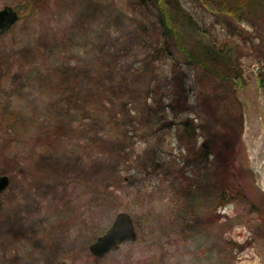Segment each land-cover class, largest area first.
I'll list each match as a JSON object with an SVG mask.
<instances>
[{
  "label": "rangeland",
  "instance_id": "374dc122",
  "mask_svg": "<svg viewBox=\"0 0 264 264\" xmlns=\"http://www.w3.org/2000/svg\"><path fill=\"white\" fill-rule=\"evenodd\" d=\"M112 3L117 5V12L111 6ZM122 4L126 6L130 2L129 0H36V2L0 0V10L7 6L20 12L21 18L13 28L17 40H19L18 36H22V39L27 37L26 43L29 39L35 41L33 45L36 48L35 53H21L23 58L15 60L13 64L10 58L14 52L16 50L25 52L28 46L21 49L12 47L15 41L9 34H6L9 35L6 40H0V51H5L0 53L2 58L6 59L9 56L7 52L11 53L8 59L12 63L11 66L15 65L12 69L14 78L24 76L16 66L17 61L18 63L22 61L26 65L32 59L39 65L43 64L45 68L48 63L37 52L48 55L56 40L62 43L67 31H77L74 25L80 32L83 24H95L97 28L107 25L110 30L116 31L114 25L118 21L125 22L117 34L120 41L116 48L111 49L104 41V45L93 51L91 55L100 59L98 65L101 72L97 76L106 82L104 87L106 92L102 91V94L113 98L117 104L128 105V109L133 111L128 109L122 111L110 105L104 116L99 119V125L95 128L93 126L95 122L90 120L86 124V129L95 132L103 130L107 138L116 133L128 135L126 145L132 147L128 151L131 163L122 169L121 177L127 181L125 182L127 187L131 186L132 181L129 182V179L138 181V185L143 189L142 194L149 197V201L137 207L134 214L120 207L126 204H141L137 201L142 199L141 194H136L138 186L132 185V198L127 196L119 199L118 203L114 204L115 207L109 209L104 217L102 215L96 229L105 227L103 235L119 213H127L134 218L139 238L136 243L123 246L107 258L96 260L97 264H225L222 262L225 257L233 258L232 264H264V80L262 79L264 64H260L264 62V40L255 48L238 43L242 46L237 52L239 68L235 71L231 86L227 87V84L222 83L224 90L213 84L212 78L210 79L205 70L200 67H187L186 73L194 84V93H190L187 102L192 111L189 114L177 115L176 118L170 115L169 120H173L171 130H161L162 125L154 127L143 115H136L140 99L144 96L141 87L150 82V78L147 76L143 78V75L134 82L133 78H128L126 75L129 70L133 72L139 70V73L141 71L143 73L148 61L142 55L140 41L132 42L131 29L128 28L127 19L121 14ZM217 32L220 33V30ZM262 36L264 37V29ZM6 62V67H0V76L10 67L7 60ZM150 66L165 73H169L173 68L172 62L165 61ZM120 76L123 77L122 79H127L123 81ZM20 84H14L10 78L0 80V100L4 97L7 101L12 97L13 90L17 95ZM1 102L4 104L2 100ZM78 115L83 116L84 112H79ZM238 117L242 118L239 134L234 124L238 121ZM186 119H193L194 124L200 127V130H196L195 135L191 137L183 134L179 136L177 133L179 129L177 125ZM8 138L5 128L0 126V178L3 176L10 178L9 188L0 195V264H61L63 262L96 264L95 258L89 251L94 242L84 243V239L89 234L88 230H86L87 235L81 236L79 245L74 250L65 251L64 248L62 250L59 239L63 237L58 230L59 226L54 224L51 227L47 220V213L54 214L58 209L56 206L59 201L55 199V191L46 189L47 183L40 181L39 177L30 178L29 181L25 175H19L18 172L15 174L9 170L11 169L9 159L12 156L8 157L7 152L10 149L2 146L6 145L4 140ZM33 141L32 144L37 140ZM206 141L212 145L213 154L207 159H193L195 156L192 157V150L194 152ZM224 145L225 147L234 145L237 154L230 167L229 174L232 179L227 178L229 179L227 181L221 178L224 155L223 149L220 148ZM147 151L149 154L154 152L152 158L154 155L157 156L161 173L154 172L149 176L137 174L142 169L138 158L144 157ZM215 152H218L219 156L214 154ZM12 154L11 152L10 155ZM143 173L145 172H141ZM37 176L38 174L30 177ZM58 177H67L65 180L62 178L66 185L59 191L60 200L62 198L64 201V198L70 196L82 198L83 193L80 189L75 190L70 183L73 181V174ZM145 180L148 184H145ZM51 186L54 187L52 183ZM194 186H197L195 191L192 189ZM226 186L231 187L234 194L237 192L241 198L236 201L234 198L229 202L230 204L217 208L220 203L217 200L218 193ZM123 187L125 188L124 185ZM86 203L83 200L76 202V205L82 206ZM148 204L152 207L151 213H147L149 208L151 209L146 206ZM192 204L194 207H191V210H194V213L198 211L197 214L202 221L194 231L192 228L186 230L187 226L181 224L182 221L179 219L186 207ZM84 215L88 218L92 217ZM210 218L215 220L217 218L219 221L212 225ZM146 219L152 220L146 224ZM10 221L12 224L9 227ZM137 221L140 227L137 226ZM16 232L21 236L18 242L14 239ZM227 241L230 243L225 246ZM28 244L27 253L25 252L27 249L24 248ZM236 245L238 247H235ZM226 247L229 254L223 252ZM45 249L47 252L42 253ZM232 249H235L234 252ZM152 260L155 262L152 263Z\"/></svg>",
  "mask_w": 264,
  "mask_h": 264
},
{
  "label": "trees",
  "instance_id": "16d2710c",
  "mask_svg": "<svg viewBox=\"0 0 264 264\" xmlns=\"http://www.w3.org/2000/svg\"><path fill=\"white\" fill-rule=\"evenodd\" d=\"M188 1L129 0L130 4L121 6V14L127 19L128 28L131 29L132 42L140 41V44H136H139L143 51L142 55L148 61L143 73L142 71L139 73V70L134 72L129 70L126 75L128 78H133L134 82L143 75V78L146 76L150 78V82L141 87L144 90V96L140 99L136 115H143L154 127L162 125L161 130H171L173 120H169L170 115L176 118L177 115L189 114L192 111L187 102L190 93H194V84L186 73L187 67H200L205 70L210 79L212 78L213 84L224 90L222 83L227 84V87L231 86L235 71L239 68L237 52L241 45L255 48L260 41L264 40L262 36L264 0ZM111 6L117 12V5L112 3ZM123 23L125 22L118 21L114 25L117 28L116 31L110 30L107 25L97 28L95 24H83L80 32L74 25L77 31H67L63 41L61 40L62 43L56 40V44L50 48L47 56L37 52L48 63V65L44 64L45 68L43 64L41 66L32 59L26 65L22 61L19 63L17 61L16 66L24 73L22 78L13 77L12 69L15 65L11 66V64L23 58L21 53H35L36 48L33 46L35 41L29 39L26 43L27 37L22 39V36H18L19 40H17L14 30L9 34L15 41L12 47L21 49L28 46V50L25 52L16 50L10 58L12 63L8 59L11 53L7 52L9 56L6 59L2 58V54L0 55V67L7 66L6 60L10 64L8 71L2 72L0 80L10 78L14 84L21 83L20 91L18 90V94L15 95L13 90L12 97L8 98L9 101L1 97L5 105L0 100V126L5 128V134L9 137L4 140L6 145L2 146L9 148L8 157L12 156L9 159L11 168L9 170L15 174L25 175L29 181L30 178L39 177L40 181L47 183L46 189L55 191V199L59 201L56 206L58 209L54 214L47 213V220L51 227L54 224L59 226L58 230L63 237L59 240L62 250L64 248L65 251L74 250L79 245L81 236L87 235L86 230L89 233L86 238L84 237L86 244H91L102 236L105 227L96 229L97 222L102 215L104 217L109 212V209L115 207L114 204H117L119 199L127 198V196L132 198L133 186H138L136 194H141L142 199L137 201L141 204H126L120 207L134 214L137 207L149 201V197L142 194L143 189L138 185V181L129 179V182H132L131 186L127 187L125 185L127 181L121 177L122 169L131 163L128 151L132 147L126 145L128 135L116 133L107 138L103 130L95 132L86 129V124L90 120L95 122L93 125L95 128L99 125V119L104 116L108 106L113 105L114 108L122 111L129 107L122 103L117 104L113 98L102 94V91H105L106 82L97 76L101 72L98 65L100 59L91 55L93 51H97L104 45V41L111 49L116 48L120 41L117 34L123 27ZM217 30H220V33ZM9 35L0 37V40H6ZM163 61L172 62L173 68L169 73L152 69L150 66ZM262 71L264 80V68ZM103 95H105L104 98ZM224 100L226 101V97ZM79 112H84V115L79 116ZM80 123L82 124L79 125ZM234 124L239 134L242 118L238 117V121ZM177 126H179L177 131L179 136L183 134L191 137L195 135L196 130H200L193 119H186ZM33 140L37 141L32 144ZM233 141L235 142V139ZM211 146L206 141L194 152L192 150V157L195 156L193 159H207L213 154ZM220 149H223L224 155L221 178L227 181L229 180L227 178L232 179L229 174L230 167L233 159L237 158V154L234 145L233 147L224 145ZM11 152L12 155H10ZM153 153L149 154L147 151L144 157L138 158L142 167L138 175L149 176L159 171L161 173L162 169L159 167L157 156L154 155L152 158ZM214 154L219 156L218 152ZM176 169L179 170L178 167ZM143 171L145 173L141 174ZM37 174V177H30ZM71 174L74 177L70 183L75 190L80 189L83 193L82 198L70 196L62 201L58 194L66 185L62 178L65 180L67 177L58 176ZM145 184H148L147 180ZM192 189L195 191L197 186ZM234 198L236 201L241 197L237 192L234 194L231 187L226 186L218 193L217 200L220 203L217 208L230 204L229 202ZM83 200L85 203L89 201L82 206L76 205V202ZM146 206L151 207L149 204ZM191 207H194L193 204L186 207L179 219L182 221L181 224L187 226L186 230L192 228L194 231V228L202 221L197 214L198 211L194 213ZM198 207L201 208V206ZM151 211L152 207L147 213ZM153 213L156 214L155 211ZM84 214L92 217H85ZM151 220L146 219V224H149ZM209 220L212 225L219 221L217 218ZM11 224V221L8 222L9 227ZM136 224L140 227L138 221ZM14 239L15 242L21 239L19 232L14 234ZM229 243L227 241L225 246ZM28 247L29 244L24 249ZM234 250L232 249V252ZM227 251L228 248H224L225 254H229ZM25 252L28 253V249ZM45 252L47 249L42 250V253ZM232 260L233 258L225 257L222 262L232 264ZM154 262L152 260V263Z\"/></svg>",
  "mask_w": 264,
  "mask_h": 264
},
{
  "label": "water",
  "instance_id": "95a60500",
  "mask_svg": "<svg viewBox=\"0 0 264 264\" xmlns=\"http://www.w3.org/2000/svg\"><path fill=\"white\" fill-rule=\"evenodd\" d=\"M19 21V16L12 8L6 7L0 11V34L12 30ZM10 186V178H0V195L7 191ZM139 235L134 218L127 213H119L107 232L99 237L89 248L91 255L99 260L118 252L123 246L134 244ZM67 264V263H62Z\"/></svg>",
  "mask_w": 264,
  "mask_h": 264
},
{
  "label": "flooded vegetation",
  "instance_id": "af4514ba",
  "mask_svg": "<svg viewBox=\"0 0 264 264\" xmlns=\"http://www.w3.org/2000/svg\"><path fill=\"white\" fill-rule=\"evenodd\" d=\"M4 8H5V7H4ZM13 10L17 12V14H18V16H19V19H20L21 16H20V12H19V10L14 9V8H13ZM11 31H12V30H11ZM11 31H10V32H11ZM10 32H6V33H4V34H2V35L0 34V36H4V35H6V34H8V33H10Z\"/></svg>",
  "mask_w": 264,
  "mask_h": 264
}]
</instances>
